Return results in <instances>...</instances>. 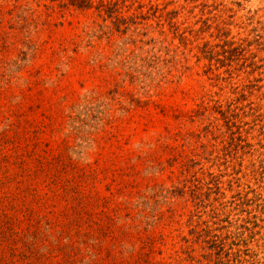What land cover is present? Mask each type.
<instances>
[{
  "label": "rangeland",
  "instance_id": "rangeland-1",
  "mask_svg": "<svg viewBox=\"0 0 264 264\" xmlns=\"http://www.w3.org/2000/svg\"><path fill=\"white\" fill-rule=\"evenodd\" d=\"M91 1L0 0V264H264V0Z\"/></svg>",
  "mask_w": 264,
  "mask_h": 264
},
{
  "label": "trees",
  "instance_id": "trees-1",
  "mask_svg": "<svg viewBox=\"0 0 264 264\" xmlns=\"http://www.w3.org/2000/svg\"><path fill=\"white\" fill-rule=\"evenodd\" d=\"M73 4L78 6L79 8H88L90 5H92L91 0H73ZM103 6V5H101ZM116 6V5H114ZM114 8V7H111ZM226 122H231L233 115H228V112H221ZM210 234H213V231L209 232ZM212 238L209 239V242L212 245L213 249H220L224 251L226 247V241L231 237L229 235L223 236V235H210Z\"/></svg>",
  "mask_w": 264,
  "mask_h": 264
}]
</instances>
